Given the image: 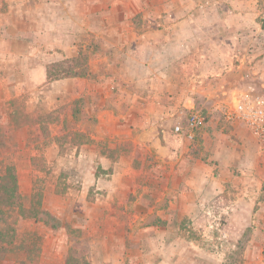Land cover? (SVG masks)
Listing matches in <instances>:
<instances>
[{"label":"crops","instance_id":"obj_1","mask_svg":"<svg viewBox=\"0 0 264 264\" xmlns=\"http://www.w3.org/2000/svg\"><path fill=\"white\" fill-rule=\"evenodd\" d=\"M202 1L0 0V99L59 111L46 137L33 126L43 143L31 153L74 173L64 193L99 233L97 258L206 264L205 213L230 204L240 259L264 264V144L224 116L264 98V0ZM80 54L85 75L47 79L48 65ZM193 112L203 124L190 139ZM67 133L77 142L60 153ZM31 167L29 198L41 189L48 213Z\"/></svg>","mask_w":264,"mask_h":264},{"label":"rangeland","instance_id":"obj_2","mask_svg":"<svg viewBox=\"0 0 264 264\" xmlns=\"http://www.w3.org/2000/svg\"><path fill=\"white\" fill-rule=\"evenodd\" d=\"M10 93H13L12 89ZM15 98L23 99L27 108L25 98L21 96ZM12 99L14 98L9 100L0 99V124H6L10 120V113L12 111L10 101ZM35 126L39 130V127ZM38 130L31 126L29 129L20 128L14 131L7 138L5 144L0 145V161L9 155L18 166L22 192L21 201L26 205L29 204V196L32 190L31 179L29 176L27 178L28 170L32 168V165L33 167L35 165L38 166L42 172V176L38 177V180H43L39 184H43L45 187L48 186V213H40L37 220L22 218L16 211H7L0 214V238L3 240L11 238L17 240L29 234H37L36 236H38L37 238H39L40 242L38 257L36 261L26 264H65L68 252H72L76 257L86 258L89 264H116L109 257L100 259L95 256L92 250H94L96 245L100 244L101 238L98 235L99 233L91 234L92 230L87 229L86 223L80 219L77 209L71 210L72 207H75V203H80L78 197L67 196L64 193L68 187L76 188L78 186L77 179L72 170L60 169L58 167L59 164L56 162V164L45 163L41 155L42 151L39 152L38 149L37 154L32 155L31 150L43 143L41 139L38 142V138L35 137L36 131L38 134ZM39 135L41 138L46 137L48 134L39 132ZM54 188L59 191H65L63 193H56ZM88 197H91V193ZM68 198H71L75 202L73 206L68 204ZM78 204L76 205L79 206ZM220 208L205 213L207 221L204 226H200V230H204L205 238L209 239V242L207 241L209 245L207 244L206 247H210L209 249L211 250V255L206 256V264H243V260L239 257V252L245 242L240 241L238 243L237 240L234 241L231 238L229 229L230 218L233 212L230 211L228 214L222 215L223 220L220 222L228 233L226 240L219 237L216 227H211L212 217H210L209 213L219 216L221 215ZM250 228L255 230L260 228L259 220L255 215L252 216ZM25 260L26 257L22 252L0 254V264H7L8 262L20 264V262H24ZM119 264H124L123 260H120Z\"/></svg>","mask_w":264,"mask_h":264},{"label":"trees","instance_id":"obj_3","mask_svg":"<svg viewBox=\"0 0 264 264\" xmlns=\"http://www.w3.org/2000/svg\"><path fill=\"white\" fill-rule=\"evenodd\" d=\"M47 79L54 80L65 77L85 75L87 67L82 54L77 57L55 62L47 66ZM12 111L10 120L6 124H0V145H4L9 136L16 130L25 126L39 127L40 133L48 134V124L54 122L58 118V112L52 111L42 113L38 110L29 111L26 108L25 102L21 98H14L10 101ZM70 137L71 140H70ZM71 141L77 142V137L74 134L67 133L60 141V153L64 152L63 143ZM65 190H56L57 193H63ZM21 191L19 184V176L17 166L11 156L7 155L0 161V214L7 211L17 212V214L26 219H39V214L42 213V191L36 188L33 192L29 204L26 205L21 201ZM12 216V214H11ZM1 233V231H0ZM37 234H29L26 237L14 240H3L0 238V254L22 252L26 257L24 262L20 264L32 263L36 261L39 252V238ZM7 264H11L8 262ZM65 264H89L86 258L76 257L72 252H68Z\"/></svg>","mask_w":264,"mask_h":264},{"label":"built area","instance_id":"obj_4","mask_svg":"<svg viewBox=\"0 0 264 264\" xmlns=\"http://www.w3.org/2000/svg\"><path fill=\"white\" fill-rule=\"evenodd\" d=\"M212 3V0H203L198 7L204 9ZM224 116L227 120H241L247 127L259 138L261 143L264 144V98L256 97L253 99L243 98L240 100L236 108H228L224 111ZM203 124V116L198 112H193L188 118V137L194 138V133ZM175 131L180 133L182 126L176 125ZM221 209V215L216 216L214 213H209L212 217L211 227L218 229L219 237L226 240L228 233L226 229L220 223L223 220L222 215L228 214L232 211V205H224ZM212 210H210L211 212ZM222 226V227H221Z\"/></svg>","mask_w":264,"mask_h":264}]
</instances>
